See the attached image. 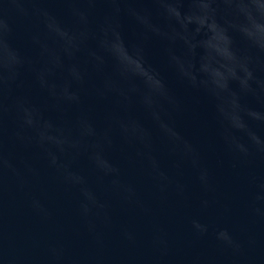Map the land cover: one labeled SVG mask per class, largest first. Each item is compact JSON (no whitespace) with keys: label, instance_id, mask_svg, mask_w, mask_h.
Segmentation results:
<instances>
[{"label":"clouds","instance_id":"obj_1","mask_svg":"<svg viewBox=\"0 0 264 264\" xmlns=\"http://www.w3.org/2000/svg\"><path fill=\"white\" fill-rule=\"evenodd\" d=\"M21 36L27 51L15 43ZM152 42L164 68L207 98L233 168L264 162V0H0V192L8 178L23 189L39 175L31 160L18 159L20 151L77 193L90 232L93 219L110 220L113 198L144 207L117 153L129 166L139 162L161 195L185 196V170L205 194L213 192L211 170L172 121L183 106L147 57ZM86 101L107 105L102 118ZM248 184L249 212L264 219V177L250 174ZM31 206L49 214L38 199ZM190 223L198 237L209 234L199 218ZM212 235L225 251L242 254L244 244L228 227ZM48 253L49 264H61L59 249Z\"/></svg>","mask_w":264,"mask_h":264},{"label":"water","instance_id":"obj_2","mask_svg":"<svg viewBox=\"0 0 264 264\" xmlns=\"http://www.w3.org/2000/svg\"><path fill=\"white\" fill-rule=\"evenodd\" d=\"M50 7L64 15L61 5L54 3ZM122 24L126 38L133 40L131 22L125 18ZM15 43L27 51L22 36ZM147 57L161 69L181 101L183 109L172 114V121L200 151L215 178V190L205 194L190 171L185 170V196L171 191L161 195L139 162L129 166L117 153V161L124 166V179L137 185L144 207L122 205L113 198L110 220L93 219L95 229L90 232L78 215L77 193L65 189L43 161L34 159L33 153L20 151L18 159L31 160L39 175L29 177L23 189L8 178L0 192V264H49L48 250L53 246L62 253L61 264H264V219L254 218L248 208V177H264V162L252 168H233L216 135L207 98L179 83L164 68L158 43L148 46ZM86 104L93 115L102 118L107 105L92 101ZM165 153L160 146L161 161L167 165ZM128 155L134 154L129 150ZM92 180L95 183L94 177ZM33 199L40 200L47 216L32 208ZM202 199L210 201L209 208L200 207ZM193 218L210 226L207 236L194 234L190 223ZM217 226L228 227L244 244L241 255L234 256L218 245L212 235ZM249 238L255 241L254 245L249 246Z\"/></svg>","mask_w":264,"mask_h":264}]
</instances>
